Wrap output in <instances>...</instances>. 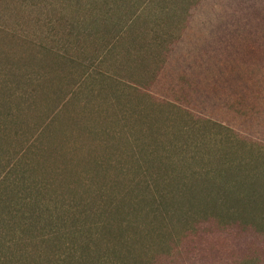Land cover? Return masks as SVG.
<instances>
[{
  "label": "rangeland",
  "instance_id": "rangeland-1",
  "mask_svg": "<svg viewBox=\"0 0 264 264\" xmlns=\"http://www.w3.org/2000/svg\"><path fill=\"white\" fill-rule=\"evenodd\" d=\"M0 264H264V0H0Z\"/></svg>",
  "mask_w": 264,
  "mask_h": 264
}]
</instances>
